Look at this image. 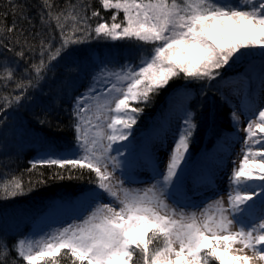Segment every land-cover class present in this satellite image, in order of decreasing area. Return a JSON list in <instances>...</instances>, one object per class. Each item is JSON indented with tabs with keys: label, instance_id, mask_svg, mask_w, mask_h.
<instances>
[{
	"label": "snow or ice",
	"instance_id": "snow-or-ice-1",
	"mask_svg": "<svg viewBox=\"0 0 264 264\" xmlns=\"http://www.w3.org/2000/svg\"><path fill=\"white\" fill-rule=\"evenodd\" d=\"M98 4L0 15V202L85 185L5 212L0 264H264V0Z\"/></svg>",
	"mask_w": 264,
	"mask_h": 264
},
{
	"label": "trees",
	"instance_id": "trees-1",
	"mask_svg": "<svg viewBox=\"0 0 264 264\" xmlns=\"http://www.w3.org/2000/svg\"><path fill=\"white\" fill-rule=\"evenodd\" d=\"M17 2L18 3H27L30 7H32L33 5L38 4L39 0H17ZM54 2L63 4L65 2V0H54ZM92 3H93V6H95L97 8H100L101 13H102V15L105 18H107V17H109L111 15V12H104L103 11V9L98 4V0H92ZM6 10H7V0H0V15H2ZM30 14L35 16V8L34 7L32 8V11H31ZM4 23H7L9 26L11 25V23H12L11 15H8L6 21L4 19H0V25H3ZM25 27H27V25H25ZM115 43L116 44H120L121 42L118 41V42H115ZM110 46L111 45L108 44V43L101 42V44L98 46V50L106 52L109 49ZM162 103H163V97H158L157 98V106L154 107V108H149V109L145 110V114H144V116L141 117V120L137 124V127L146 128L148 126V119H147L148 116L155 115L156 112L159 110V106ZM20 115H24V114L21 113ZM51 134L54 135V136L64 137V138H67V139L71 138V134L68 133V132L57 133L55 131H52ZM204 141H205V139L203 137V134L201 133V137H200L199 141L195 145H193V148L196 151H199L201 146H202V144L204 143ZM14 151L15 150H13V152ZM23 152L21 153L20 158H19V160L16 161V163H12V164L8 165L10 170H13V171L19 173L20 171H23L25 168L28 167L27 161H28L29 158H31L30 155H31L32 152L31 151H29V152L23 151ZM2 158L3 157L0 156V159H2ZM4 171H5L4 167L0 166V180L3 179V175L2 174H3ZM24 179L25 180L28 179L27 174H25ZM78 186H83V185H78V184L70 183V182H63V183H61V182L51 183L50 182L47 187L39 188L37 191L31 193L30 196L22 198L20 203H17L15 205H13L12 202L9 201L8 202V207H10V206H12V207H14V206L15 207L25 206V205H28V203H34L36 201L37 202L41 201V200L45 199L46 197L51 196V194L53 192H55L56 190H59L61 188H70V187H77L78 188ZM3 209H5L4 202H0V211H3ZM0 220H1L0 221V234H3V227H2V224H1V222L3 220H2V218ZM13 238H14V236H10V240L13 239ZM64 264H68V262L64 261Z\"/></svg>",
	"mask_w": 264,
	"mask_h": 264
},
{
	"label": "rangeland",
	"instance_id": "rangeland-1",
	"mask_svg": "<svg viewBox=\"0 0 264 264\" xmlns=\"http://www.w3.org/2000/svg\"><path fill=\"white\" fill-rule=\"evenodd\" d=\"M137 127V125H136ZM241 135H243V133H241ZM27 138L25 137V140ZM212 140H206L204 141V143L202 144L201 148H212ZM239 146H237L236 150L238 151ZM24 151L29 152L31 151V155L30 157H32L33 155H35V149H31V148H26ZM24 153V152H23ZM161 156H166V153H161ZM27 157V156H26ZM31 159V158H29ZM28 159V160H29ZM85 186V185H83ZM81 186H78V188ZM77 187H70V188H61L59 190H56L55 192H53L51 194V196L46 197L45 199L41 200V201H36L34 203H28V205L25 206H21V207H8L7 209H3V211H0V219L2 218V227L4 229L5 227V223H4V219H3V215L5 214V212H7L8 214H11L13 211L15 210H22L25 213H28L31 217L35 218L37 220V222H44V217H43V213H45L47 211V205L54 200H57L59 197L64 196V195H71L76 189H78ZM3 214V215H2ZM1 221V220H0ZM31 227H33V224L31 223V221H29L27 223V225L22 224L20 230L22 232H27Z\"/></svg>",
	"mask_w": 264,
	"mask_h": 264
},
{
	"label": "bare ground",
	"instance_id": "bare-ground-1",
	"mask_svg": "<svg viewBox=\"0 0 264 264\" xmlns=\"http://www.w3.org/2000/svg\"><path fill=\"white\" fill-rule=\"evenodd\" d=\"M239 148V147H238ZM237 151V150H236ZM237 152H239V149H238V151ZM238 247V246H237ZM249 255H251V253H248Z\"/></svg>",
	"mask_w": 264,
	"mask_h": 264
}]
</instances>
